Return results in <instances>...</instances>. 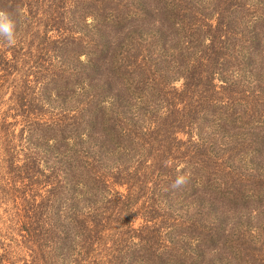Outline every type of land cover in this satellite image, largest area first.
<instances>
[{
	"label": "trees",
	"instance_id": "trees-1",
	"mask_svg": "<svg viewBox=\"0 0 264 264\" xmlns=\"http://www.w3.org/2000/svg\"><path fill=\"white\" fill-rule=\"evenodd\" d=\"M0 11V264H264V0Z\"/></svg>",
	"mask_w": 264,
	"mask_h": 264
},
{
	"label": "clouds",
	"instance_id": "clouds-1",
	"mask_svg": "<svg viewBox=\"0 0 264 264\" xmlns=\"http://www.w3.org/2000/svg\"><path fill=\"white\" fill-rule=\"evenodd\" d=\"M14 22L10 18L9 13L6 11H0V34H3L7 39V42L11 45L15 43L14 38ZM186 176H179L171 185L173 189L181 188L187 183Z\"/></svg>",
	"mask_w": 264,
	"mask_h": 264
},
{
	"label": "rangeland",
	"instance_id": "rangeland-1",
	"mask_svg": "<svg viewBox=\"0 0 264 264\" xmlns=\"http://www.w3.org/2000/svg\"><path fill=\"white\" fill-rule=\"evenodd\" d=\"M200 6V5H199ZM198 6V7H199ZM201 9H203V7L201 8ZM234 43H238V41H231V44L233 45ZM243 54H246V53H243ZM243 56H247V55H243ZM181 83V81H177L176 83H174L175 84V86H177L178 87V85ZM192 121H195L196 122V120L195 119H193ZM179 137H181V138H184L185 139V136H179ZM139 224V221L137 220H135V222H134V227H136L137 225Z\"/></svg>",
	"mask_w": 264,
	"mask_h": 264
}]
</instances>
